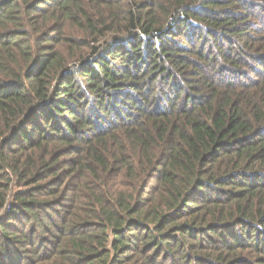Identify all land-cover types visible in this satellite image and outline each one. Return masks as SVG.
Returning a JSON list of instances; mask_svg holds the SVG:
<instances>
[{"label": "trees", "instance_id": "trees-1", "mask_svg": "<svg viewBox=\"0 0 264 264\" xmlns=\"http://www.w3.org/2000/svg\"><path fill=\"white\" fill-rule=\"evenodd\" d=\"M0 264H264V0H0Z\"/></svg>", "mask_w": 264, "mask_h": 264}, {"label": "rangeland", "instance_id": "rangeland-1", "mask_svg": "<svg viewBox=\"0 0 264 264\" xmlns=\"http://www.w3.org/2000/svg\"><path fill=\"white\" fill-rule=\"evenodd\" d=\"M11 205H12V201H10L7 207L5 208V213H8V209L11 208Z\"/></svg>", "mask_w": 264, "mask_h": 264}, {"label": "built area", "instance_id": "built-area-1", "mask_svg": "<svg viewBox=\"0 0 264 264\" xmlns=\"http://www.w3.org/2000/svg\"><path fill=\"white\" fill-rule=\"evenodd\" d=\"M10 211V209H8V212Z\"/></svg>", "mask_w": 264, "mask_h": 264}]
</instances>
